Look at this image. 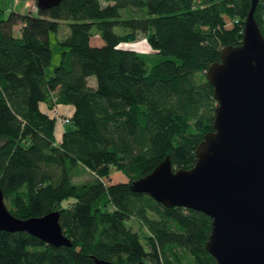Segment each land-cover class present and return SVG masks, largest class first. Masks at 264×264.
<instances>
[{
	"label": "trees",
	"instance_id": "16d2710c",
	"mask_svg": "<svg viewBox=\"0 0 264 264\" xmlns=\"http://www.w3.org/2000/svg\"><path fill=\"white\" fill-rule=\"evenodd\" d=\"M249 6L250 0H60L37 6V14L11 9L4 16L0 5V187L16 216L58 209L71 242L57 246L27 230L0 229V264H95L93 257L217 264L204 247L208 215L164 205L129 183L165 154L174 167L194 163L215 105L204 70L222 45L240 42ZM254 16L264 36V0ZM61 21V56L48 74L49 33ZM139 32L155 50L150 58L118 45ZM96 33L101 44L90 42ZM57 103L73 106L65 121L71 126L59 138L49 111Z\"/></svg>",
	"mask_w": 264,
	"mask_h": 264
},
{
	"label": "water",
	"instance_id": "95a60500",
	"mask_svg": "<svg viewBox=\"0 0 264 264\" xmlns=\"http://www.w3.org/2000/svg\"><path fill=\"white\" fill-rule=\"evenodd\" d=\"M60 0H36L40 8ZM250 0L239 43L224 44L204 75L215 99L212 128L194 148L189 167L165 154L129 187L160 203L202 211L211 219L205 249L217 264H264V36ZM0 229L27 230L54 245H70L58 209L19 217L0 187ZM95 264H119L93 257ZM132 264H143L142 261Z\"/></svg>",
	"mask_w": 264,
	"mask_h": 264
},
{
	"label": "rangeland",
	"instance_id": "374dc122",
	"mask_svg": "<svg viewBox=\"0 0 264 264\" xmlns=\"http://www.w3.org/2000/svg\"><path fill=\"white\" fill-rule=\"evenodd\" d=\"M27 1L31 0H0V5L4 9L3 15H7V13L13 9L16 11H22V12H28L30 11L31 13L37 14V3L36 0H32V8H30L26 4ZM232 23V21L226 17V26H229ZM115 30H118L121 32V28L118 26L114 27ZM66 24L64 21L60 22L59 28L57 30H51L49 33L50 37V45L52 49V57H51V62L48 65L46 71L48 74L52 73L53 71V66L59 62L60 56H61V51H62V45L58 42V39L61 38L65 33H66ZM17 34V29L14 31ZM95 34L91 36V41L95 42L96 41ZM118 45L121 47H126V48H133L139 52L145 53L149 58L154 55V49L153 47L147 42L146 36L144 33L139 32L134 39H122L118 42ZM149 63V61H148ZM94 81L95 83V77L94 75H89L87 77V82L91 83ZM59 115L58 120H57V127H59V130L57 131V135L60 134L61 128H69L71 126L70 122H65L64 120H61V114L60 112H57ZM87 176V174L82 173L80 176L74 177V180L78 178H82ZM128 223L131 224L133 228H138V221L135 218L130 217L128 219Z\"/></svg>",
	"mask_w": 264,
	"mask_h": 264
},
{
	"label": "crops",
	"instance_id": "0c3cea01",
	"mask_svg": "<svg viewBox=\"0 0 264 264\" xmlns=\"http://www.w3.org/2000/svg\"><path fill=\"white\" fill-rule=\"evenodd\" d=\"M26 4H29L28 6L30 7V8H32L33 6L31 5L32 4V0L31 1H27L26 2ZM20 12H22V11H20ZM16 29L18 28L17 26L15 27ZM95 36H97L96 37V41L95 42H92L91 40H90V42L91 43H93V44H101L102 43V39L100 38V36L96 33L95 34ZM89 85H91V86H95V83H94V81H92L91 83H89V82H87ZM41 106H42V108H47V106H46V104H45V102H43V103H41ZM55 110H57V112H60V113H62V115H70L71 113H72V110H73V106L71 105V104H69V103H57L53 108H51V109H49V111L52 113H54V111ZM63 128V127H62ZM62 128H61V131H62ZM59 130V127H57V123H56V134H58L57 133V131ZM60 135H61V132H60V134L58 135V138L60 137Z\"/></svg>",
	"mask_w": 264,
	"mask_h": 264
},
{
	"label": "built area",
	"instance_id": "2783aa9c",
	"mask_svg": "<svg viewBox=\"0 0 264 264\" xmlns=\"http://www.w3.org/2000/svg\"><path fill=\"white\" fill-rule=\"evenodd\" d=\"M16 1V0H15ZM55 115L57 116V118L59 117V115L57 114V110L54 111ZM61 120L67 121L68 120V116L66 115H62L61 114Z\"/></svg>",
	"mask_w": 264,
	"mask_h": 264
}]
</instances>
